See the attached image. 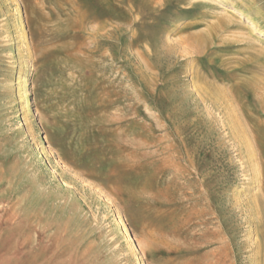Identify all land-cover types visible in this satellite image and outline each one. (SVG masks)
Returning <instances> with one entry per match:
<instances>
[{"label":"rangeland","instance_id":"rangeland-1","mask_svg":"<svg viewBox=\"0 0 264 264\" xmlns=\"http://www.w3.org/2000/svg\"><path fill=\"white\" fill-rule=\"evenodd\" d=\"M263 260L264 0H0V264Z\"/></svg>","mask_w":264,"mask_h":264},{"label":"bare ground","instance_id":"bare-ground-1","mask_svg":"<svg viewBox=\"0 0 264 264\" xmlns=\"http://www.w3.org/2000/svg\"><path fill=\"white\" fill-rule=\"evenodd\" d=\"M15 9L17 11L16 21L17 22H20V29L19 30H20V32H23V30H24L23 29V24L21 23L22 22V15H21V12L19 11V5H17ZM18 57L20 59V62L22 63V59L23 58H22V55H21V52L20 51H18ZM22 64H20V66H22ZM24 96H25V99H26L25 102L27 104L26 108H28V107H30V101L28 99V94L27 93H24ZM257 168L254 169L253 178H252V180L250 182L251 185L249 187L247 186V192L253 191L256 188V186L258 185V180H257L258 179V169ZM263 262H264V260H263Z\"/></svg>","mask_w":264,"mask_h":264}]
</instances>
